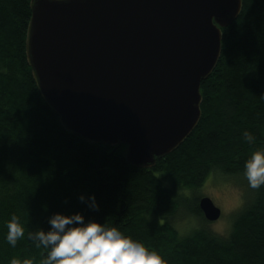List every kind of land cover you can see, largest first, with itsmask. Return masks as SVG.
<instances>
[{"label":"trees","instance_id":"trees-1","mask_svg":"<svg viewBox=\"0 0 264 264\" xmlns=\"http://www.w3.org/2000/svg\"><path fill=\"white\" fill-rule=\"evenodd\" d=\"M29 5L0 0V264H42L47 250L28 231L49 230L55 213L77 212L85 223L118 228L167 264H264V186L250 188L243 175L251 154L264 151V0H241L237 18L221 28L218 61L200 83V119L152 168L129 165L125 145L86 142L61 127L26 60ZM215 171L240 177L244 191L226 235L208 227L193 193ZM180 210L202 220L185 236L173 219ZM13 214L25 227L15 247L6 241Z\"/></svg>","mask_w":264,"mask_h":264},{"label":"water","instance_id":"water-1","mask_svg":"<svg viewBox=\"0 0 264 264\" xmlns=\"http://www.w3.org/2000/svg\"><path fill=\"white\" fill-rule=\"evenodd\" d=\"M26 60L61 127L152 168L194 130L241 0H30ZM198 207L221 215L210 198Z\"/></svg>","mask_w":264,"mask_h":264},{"label":"clouds","instance_id":"clouds-1","mask_svg":"<svg viewBox=\"0 0 264 264\" xmlns=\"http://www.w3.org/2000/svg\"><path fill=\"white\" fill-rule=\"evenodd\" d=\"M244 139L255 142L251 132H243ZM244 177L250 188L264 186V151H254L244 164ZM81 202L85 197L81 195ZM90 208H97L95 197L88 199ZM50 228L28 231L27 236L37 248L43 247L47 255L42 264H167L156 251L143 243L125 236L118 228L95 220L85 223L77 212L71 215L55 213L49 218ZM7 243L15 247L25 238V227L13 214L6 223ZM14 264V262H13Z\"/></svg>","mask_w":264,"mask_h":264},{"label":"rangeland","instance_id":"rangeland-1","mask_svg":"<svg viewBox=\"0 0 264 264\" xmlns=\"http://www.w3.org/2000/svg\"><path fill=\"white\" fill-rule=\"evenodd\" d=\"M239 180L238 176L224 175L215 171L207 176L197 190L193 191L194 195L198 197L197 199L206 196L220 209L219 219L208 223V227L219 235L228 234L234 213L243 203L244 191ZM184 192L189 193L188 191ZM187 214L186 210H180L173 218L181 236L188 235L202 224L201 218Z\"/></svg>","mask_w":264,"mask_h":264}]
</instances>
